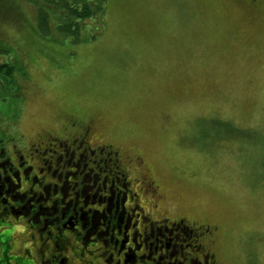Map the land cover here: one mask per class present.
<instances>
[{
    "label": "rangeland",
    "instance_id": "rangeland-1",
    "mask_svg": "<svg viewBox=\"0 0 264 264\" xmlns=\"http://www.w3.org/2000/svg\"><path fill=\"white\" fill-rule=\"evenodd\" d=\"M40 1L0 0V56L21 72L0 128L31 141L87 118L90 145L136 160L153 218L212 225L219 264H264V0H104L81 42L43 34Z\"/></svg>",
    "mask_w": 264,
    "mask_h": 264
},
{
    "label": "flooded vegetation",
    "instance_id": "flooded-vegetation-1",
    "mask_svg": "<svg viewBox=\"0 0 264 264\" xmlns=\"http://www.w3.org/2000/svg\"><path fill=\"white\" fill-rule=\"evenodd\" d=\"M83 120L31 141L0 128V264H219L214 227L153 218L123 166L136 160L91 146Z\"/></svg>",
    "mask_w": 264,
    "mask_h": 264
},
{
    "label": "trees",
    "instance_id": "trees-1",
    "mask_svg": "<svg viewBox=\"0 0 264 264\" xmlns=\"http://www.w3.org/2000/svg\"><path fill=\"white\" fill-rule=\"evenodd\" d=\"M37 7V26L43 34L49 33L52 25L57 33L81 42L95 38L103 25L104 0H41ZM7 53L6 49L0 50V55ZM10 59L0 56V87L12 84L17 94L14 75L21 72L18 62ZM0 112L9 114L2 109Z\"/></svg>",
    "mask_w": 264,
    "mask_h": 264
}]
</instances>
